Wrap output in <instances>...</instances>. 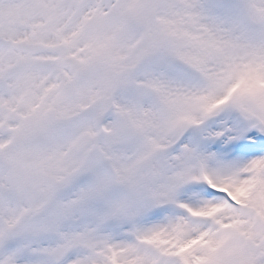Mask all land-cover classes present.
<instances>
[{"label":"snow or ice","instance_id":"obj_1","mask_svg":"<svg viewBox=\"0 0 264 264\" xmlns=\"http://www.w3.org/2000/svg\"><path fill=\"white\" fill-rule=\"evenodd\" d=\"M0 264H264V0H0Z\"/></svg>","mask_w":264,"mask_h":264}]
</instances>
